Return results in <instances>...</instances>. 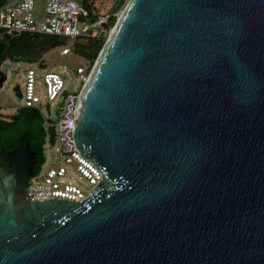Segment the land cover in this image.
<instances>
[{"label": "water", "instance_id": "water-1", "mask_svg": "<svg viewBox=\"0 0 264 264\" xmlns=\"http://www.w3.org/2000/svg\"><path fill=\"white\" fill-rule=\"evenodd\" d=\"M79 96L102 179L32 201L8 151L0 264H264V0H128Z\"/></svg>", "mask_w": 264, "mask_h": 264}, {"label": "built area", "instance_id": "built-area-1", "mask_svg": "<svg viewBox=\"0 0 264 264\" xmlns=\"http://www.w3.org/2000/svg\"><path fill=\"white\" fill-rule=\"evenodd\" d=\"M41 12L37 0H5L0 3V29L7 32H30L66 37L69 43L59 44L62 55L72 52V44L80 37H96L111 30L109 13L91 16L89 11L77 0H43ZM120 14L114 13L113 16ZM43 61L29 63L25 71V88L22 91L23 107H34L41 110L45 125L53 131L54 139L50 140L56 146L58 163L46 166L30 176L27 184V197L34 200L50 198L80 201L87 197L97 183L102 179L101 170L85 157L76 147L73 129L77 122L75 113L79 102V91L71 92L65 89L62 74L55 70H44ZM88 66H79L77 72L84 83L88 78ZM42 77L45 85V97L51 105L58 102L53 114H44L42 99L38 94ZM73 165L86 178L92 189L84 190L81 186L65 179L68 166Z\"/></svg>", "mask_w": 264, "mask_h": 264}, {"label": "trees", "instance_id": "trees-1", "mask_svg": "<svg viewBox=\"0 0 264 264\" xmlns=\"http://www.w3.org/2000/svg\"><path fill=\"white\" fill-rule=\"evenodd\" d=\"M90 13L91 16H98L105 13H99L90 3L89 0H77ZM5 0H0V3ZM116 4L107 13L111 14L110 26L112 27L117 17L113 14L120 9ZM106 13V14H107ZM103 35V36H102ZM59 36L47 35L43 33L18 32L11 33L0 29V66L6 61L11 60L26 61L32 63L38 61L48 47H57ZM106 34H100L96 37H80L74 42L72 52L75 51L84 56L91 65H93L106 42ZM43 61V60H42ZM45 65V62L43 61ZM91 65L88 66L89 73ZM53 140V131L45 125L43 114L40 109L34 107H21L20 110L5 118L0 113V164H6L7 152L19 144L29 141L34 150V166L30 176L38 174L45 162V144L47 139Z\"/></svg>", "mask_w": 264, "mask_h": 264}, {"label": "rangeland", "instance_id": "rangeland-1", "mask_svg": "<svg viewBox=\"0 0 264 264\" xmlns=\"http://www.w3.org/2000/svg\"><path fill=\"white\" fill-rule=\"evenodd\" d=\"M89 1L93 5V8L99 13H107L116 4H119L121 5L120 9L115 13L120 14L128 0ZM37 2L38 9L41 12L44 2L43 0H37ZM109 33L110 30L104 32V35L106 34V39L108 38ZM69 41L70 40L66 37L59 38L60 44L69 43ZM72 46H74V43ZM37 60H43L45 62L44 67L41 68V72L44 70H55L60 72L65 80V89L71 92L80 91L83 86V82L80 79L77 68L79 66L91 65L90 62L81 54L73 51L68 55H62L60 53V49L53 46L48 47V49L37 58ZM24 62L26 61L14 62L11 60H6L0 66V68L7 74L6 81L4 82L3 86L0 87V113L5 118L17 113L23 105V99L17 95L15 87L16 85H19L21 91H23L25 88V71L29 66V63ZM93 65H91V69ZM39 80L40 83L38 86V94L41 96L43 102L42 111L45 115L53 114L54 117H56L55 111L57 109L58 102H54L52 105L50 102H48L47 98L45 97V85L41 76H39ZM45 156L46 166L55 165L58 163V152L56 150V146L53 145L49 139H47L45 144ZM65 179L81 186L86 191L93 188V186L88 183L86 178L81 177L80 173L73 165L68 166V173L66 174Z\"/></svg>", "mask_w": 264, "mask_h": 264}]
</instances>
